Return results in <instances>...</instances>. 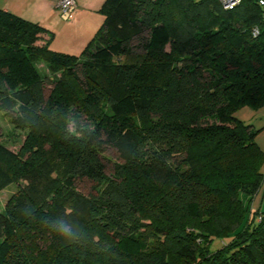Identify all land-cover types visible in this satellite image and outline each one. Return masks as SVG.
<instances>
[{"label":"trees","instance_id":"obj_1","mask_svg":"<svg viewBox=\"0 0 264 264\" xmlns=\"http://www.w3.org/2000/svg\"><path fill=\"white\" fill-rule=\"evenodd\" d=\"M98 11L73 54L0 10V111L24 132L16 150L0 140V190L16 185L0 209V264H264V212L252 209L262 128L235 116L264 106L257 0H104ZM108 146L119 158L109 173Z\"/></svg>","mask_w":264,"mask_h":264},{"label":"crops","instance_id":"obj_2","mask_svg":"<svg viewBox=\"0 0 264 264\" xmlns=\"http://www.w3.org/2000/svg\"><path fill=\"white\" fill-rule=\"evenodd\" d=\"M104 0H75L76 7L69 21H64L58 16L55 8L56 0H0V10L9 11L20 17L37 22L53 33L49 47L53 50L71 53L86 45L98 28L99 17L96 11ZM49 39L44 34L39 44ZM81 49V50H82ZM73 54H78L76 51ZM43 65V64H42ZM256 119L260 118L258 115ZM251 124L256 128H262L256 135V142L264 150V117L259 122ZM252 209L264 212V188L255 194L252 200Z\"/></svg>","mask_w":264,"mask_h":264},{"label":"rangeland","instance_id":"obj_3","mask_svg":"<svg viewBox=\"0 0 264 264\" xmlns=\"http://www.w3.org/2000/svg\"><path fill=\"white\" fill-rule=\"evenodd\" d=\"M95 14H97L99 19H100V20H98L99 22L97 24L98 25L97 27H99L100 24L102 23V15L98 10L96 11ZM58 16H59V14H58ZM64 21H66V20H64ZM67 21H69V20H67ZM70 49H71V53H75L74 51H76V53H79L82 48L77 49V50H75V49L72 50V48H70ZM42 64H43V62H41L39 65H37L38 70L41 73H43L45 71L44 64L43 65ZM49 89H50V85H47V87L45 89L46 93H48ZM258 115H261V117L256 119V117H259ZM235 116H237L241 120H243L244 123H247V124L251 123L254 125L255 124L254 122H259L262 119V117H264V106L260 107L259 109H253L249 106L241 107L238 110H236ZM255 125L257 126V124H255ZM254 128H256V127H254ZM23 138H24V132L14 129L13 126L11 125L9 119L3 114L2 111H0V140L8 148H10L12 150H16L19 147ZM102 158H103V162L105 164V170L107 173H109L112 170L113 163L119 161L117 150L111 146L106 147V149L104 150V152L102 154ZM75 186L80 192H82L86 195L92 193V188H91L92 183L87 178L77 179L75 181ZM15 190H16L15 184H10L7 187L0 190V209L2 208L3 204L6 202L8 197L12 193L15 192ZM217 245H219V243H217Z\"/></svg>","mask_w":264,"mask_h":264},{"label":"built area","instance_id":"obj_4","mask_svg":"<svg viewBox=\"0 0 264 264\" xmlns=\"http://www.w3.org/2000/svg\"><path fill=\"white\" fill-rule=\"evenodd\" d=\"M241 0H219L220 4L225 9H232L240 3ZM259 6L262 9V15H264V0H257ZM76 7L75 0H56L55 8L59 14V17L63 20H70L72 13ZM258 28L254 27L251 30L252 36L258 35Z\"/></svg>","mask_w":264,"mask_h":264}]
</instances>
